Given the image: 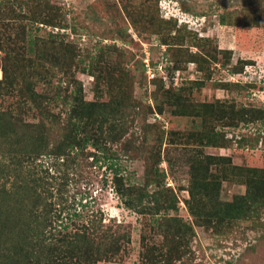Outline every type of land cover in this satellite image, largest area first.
Segmentation results:
<instances>
[{
  "label": "rangeland",
  "instance_id": "374dc122",
  "mask_svg": "<svg viewBox=\"0 0 264 264\" xmlns=\"http://www.w3.org/2000/svg\"><path fill=\"white\" fill-rule=\"evenodd\" d=\"M17 1L0 0V112L11 116V125L42 122L43 109L62 120L56 128L66 125L78 88L85 101H96L100 69L119 65L132 77L128 99L138 108H127L121 141L108 145L112 160L93 164L92 147L69 158L47 152L32 166L42 177L41 187L25 175L31 167L14 179L11 156L25 153L5 151L0 203L12 192V180L6 181L12 177L39 190L47 211L52 210L50 232H67L69 242H75V234L88 236V227L92 233L96 221L101 226L91 234L93 249L105 251L107 232L121 234L117 251L94 264H264V115L252 118L264 112V0H47L61 8L62 24L69 28L61 38L38 33L41 24L30 19L34 0H23L24 9ZM136 14L144 18L134 27L129 15ZM197 42L204 44L195 47ZM224 52L232 53L229 63ZM100 56L95 74L83 71ZM66 60H73V78L59 66ZM241 60L249 64L232 74ZM27 83L30 88H23ZM55 88L65 100L42 104L45 96L57 97ZM101 88V101L107 102ZM159 90L162 113L154 101ZM165 90L170 95L164 97ZM31 91L36 94L28 97L32 109L22 111ZM220 106L228 110L223 120L216 110ZM16 138L14 133L11 140ZM14 148L20 150L15 144L10 153ZM154 168L166 177L162 187L147 191L165 188L161 206L173 199L175 207L157 211L147 199L148 213L126 207L114 190V174L145 188V175ZM259 192L263 203L251 213L247 199ZM38 196H29L24 215L33 213Z\"/></svg>",
  "mask_w": 264,
  "mask_h": 264
},
{
  "label": "trees",
  "instance_id": "16d2710c",
  "mask_svg": "<svg viewBox=\"0 0 264 264\" xmlns=\"http://www.w3.org/2000/svg\"><path fill=\"white\" fill-rule=\"evenodd\" d=\"M30 2L36 4V6L31 8L32 12H34V16L32 15L30 19H32L33 22H39L41 24V26L37 28L38 33H47L50 38H61L62 36H59L61 32H68V26L62 24L61 8L54 4L51 5L47 0H34ZM12 3L13 5L15 4L14 2ZM23 3V0H19L17 1L16 6L20 5V8L24 9ZM25 5L28 4L25 3ZM137 17L138 14H136L135 18L132 17V15H129L134 27L139 24V21H143L144 18ZM44 25L50 26L51 30H45ZM55 29H57V36H55ZM65 32H63L62 35H64ZM165 42H167V40ZM203 44L204 43L199 45L197 42L195 47H202ZM104 49L105 48H102L100 54H102V51L104 52ZM175 51L172 50V52ZM179 52L182 54L183 50H180ZM224 53L226 57L225 63L228 61L230 62L232 53ZM196 58L198 59V56L194 59ZM73 59L75 58L73 57ZM202 59L204 60V63H207V57H202ZM215 59H217V57H215ZM102 60L103 57L100 56L95 65L92 64V67L88 69L85 67L83 68V71L91 73V75L95 74V70L100 68L97 64ZM65 63L64 66H61L60 64L59 66L63 69L62 71H65V75H72L73 78V72H70V69L73 66V60L71 62L66 60ZM246 64L248 65L249 63L242 60L239 61L238 65L231 71L232 74L243 72ZM59 66L54 67L60 69ZM92 69L94 70L92 71ZM103 69L104 68L100 69L101 78L98 80L95 88L96 97L98 99L93 102L85 101L82 89L79 87L78 96L74 97L76 99L74 100V103L70 105V114L66 125L61 124L56 128L55 125L61 123L62 120H60L57 115H54L52 111H49V109H43L41 111L42 122L29 124L30 126L25 123V127H18L17 123L14 127L13 124L11 125L10 122L7 121V118L11 116L0 112V157L6 158L4 154L5 151H7V154H12L16 151H22V153H25L22 157L18 154L11 156L10 165L14 166L12 173H15V176H17L14 177V179L19 178L18 176L20 173L22 174L23 168L31 167V170H28L25 175L29 178H34L33 185L35 188L37 186L41 187L40 180L42 177L40 178L37 170L32 166L37 163L41 157L47 156V154L53 155L54 157L59 156L69 158L74 152H84L85 150L87 151L89 147H92L95 151L91 152L92 154L89 153V155H92L93 164L101 163V161L107 163L112 160V155L110 156L108 154V145H110V142L118 143L121 141L123 134L120 132V127L121 122L125 119L124 114L128 107H131V110L134 111L138 106L135 102L128 99V97L130 96L131 98L132 95V77L129 75V72H127L125 67H121L120 65L114 66L113 71L111 68H108V70L105 71H103ZM60 76L63 77L64 75L62 74ZM209 77L210 75L207 79H209ZM159 84L161 88L164 87L163 80H159ZM102 85L106 88V95L109 97L107 102L101 101V98L104 96L101 88ZM28 86L27 83L23 88H30ZM162 90H159L158 93L156 92L154 95V101L157 104L156 108L159 113H162L163 110V106L159 102V95ZM31 92H29L25 98V102L23 103L25 110L22 111L29 112L28 110L32 109L29 107L28 97L30 95V98L33 100L34 97L36 98V94L34 92L31 94ZM56 92H58L56 98L50 99L45 96L42 104L46 106L47 104H52V101L55 103L58 99L64 101L66 97H62L58 89ZM167 94L170 95V91L165 90L164 97L167 96ZM181 98L183 99L182 95L179 97V101H181ZM34 102H36V100H34ZM164 103L168 104L167 100ZM174 103L171 101L169 104L173 105ZM145 108H147L148 111L152 110L150 107ZM216 110L221 114L219 115L222 116V120L227 116L228 110L226 107L220 106ZM260 113L262 115H252V118L261 119L264 112ZM44 121H49L52 128L48 130ZM33 126H36V131H33ZM54 131L55 133L52 134ZM14 133L18 138L11 140ZM158 133L163 134L160 130ZM214 137L218 139L219 135L214 133ZM17 143H21L22 145ZM15 144L20 147V150L14 148L10 153L12 145ZM3 145L5 146L3 147ZM152 152L150 153V157L153 155ZM165 177L166 174L164 171L154 168L146 173L145 188H141L138 185L126 184L124 176L120 173H115L113 176L114 190L122 198L126 207L136 209L139 213H148L151 209L150 206L143 205L144 200L146 199L148 202H154V206L158 207L156 208L157 211L160 209H170L175 207L173 199H167V201H165L166 203L162 206L160 203V193L164 192L165 188L164 190L158 188V191L153 192L147 191V188L152 185L162 187L161 185L163 184ZM29 178L24 179V181ZM14 179H12V177L6 179V181L12 180V192L6 193V197H4L3 201L0 203V264H94L100 259L107 258V254L110 256V254L113 255L117 251L116 244H118L117 241L120 240L121 234L116 236L113 235V232H107L105 235L104 246H107L108 249L106 248L103 252L99 249H93V245L95 244L91 242V234H95L99 230L98 228L101 226V221L100 223L96 221V224H92V233L90 230L91 228H87L89 229L88 236L75 234V242H69L66 240L67 232H62L61 230L58 231L59 233L57 231H54L53 233L50 232L52 228L50 219L52 210L47 211L48 207L46 208L43 203V196H38L39 190H33V187L31 188L26 183L18 184ZM66 184H68V182H65V185ZM166 190L168 191L169 189L167 188ZM30 195H37L38 197L33 199L36 203L33 213L26 216L24 215V210L32 202L29 201L31 198L29 197ZM192 198H195V192L193 191ZM261 198L263 197H261L260 192L257 193V195L250 194V197H248L247 200H250L251 213H254L255 205H261L264 202V199L261 200ZM239 209L243 210L247 208L244 207ZM55 215L56 214H54V216ZM73 216L80 217L77 213H73ZM34 225L35 229H33ZM64 229L67 230L68 228L64 227ZM46 233H50L48 234L47 239L45 237ZM56 234H59L62 238H59ZM144 239L145 235L143 237V240ZM6 253L9 254V261L6 259Z\"/></svg>",
  "mask_w": 264,
  "mask_h": 264
},
{
  "label": "built area",
  "instance_id": "2783aa9c",
  "mask_svg": "<svg viewBox=\"0 0 264 264\" xmlns=\"http://www.w3.org/2000/svg\"><path fill=\"white\" fill-rule=\"evenodd\" d=\"M57 31V29H55V32Z\"/></svg>",
  "mask_w": 264,
  "mask_h": 264
}]
</instances>
